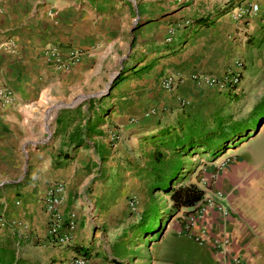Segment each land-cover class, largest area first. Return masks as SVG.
Instances as JSON below:
<instances>
[{"label": "crops", "instance_id": "0c3cea01", "mask_svg": "<svg viewBox=\"0 0 264 264\" xmlns=\"http://www.w3.org/2000/svg\"><path fill=\"white\" fill-rule=\"evenodd\" d=\"M248 3L256 13L236 18ZM50 46L82 57L53 69ZM235 60L245 66L233 86L190 78L223 74ZM169 74L182 82L166 91L159 80ZM0 86L14 96L0 105V251L9 264H218L235 255L264 264V0H0ZM233 123L238 141L215 156L181 145L217 160L196 186L198 202L172 207L158 230L148 192L140 217L124 221L123 201L152 184L163 139L189 124L204 133ZM56 183L63 225L73 223L62 245L46 236L42 199Z\"/></svg>", "mask_w": 264, "mask_h": 264}, {"label": "built area", "instance_id": "2783aa9c", "mask_svg": "<svg viewBox=\"0 0 264 264\" xmlns=\"http://www.w3.org/2000/svg\"><path fill=\"white\" fill-rule=\"evenodd\" d=\"M257 11V4L248 3L241 6H237L234 10V16L236 18L243 15H254ZM172 29L168 30L166 41L170 40ZM44 58L47 64L53 69H67L73 64L77 63L82 57V51L78 47H66L60 48L57 46H50L44 51ZM242 61L235 60L233 65L226 69L223 74L220 75H196L190 76L191 80L197 86H221L227 83L230 86L235 85L238 82L239 72L241 70ZM182 82V79L177 75L169 74L163 76L159 80V87L163 90H171L175 83ZM179 101L183 104L185 100L179 97ZM14 103L13 92L9 87L0 86V105L8 106ZM154 110H150L153 113ZM115 133L112 134L111 139H115ZM63 184L56 183L50 186L44 196L43 202L46 205L47 211L50 216V222L48 223L46 236L51 243L66 244L69 241V232L73 227V223L69 221L65 226L61 213L58 210V205L61 201V194L63 192ZM135 200L131 197L128 200L129 206L134 207ZM1 224L4 223L3 219H0ZM84 258L77 257L74 259L75 264H83ZM218 264H243L239 256H231L229 259L220 261Z\"/></svg>", "mask_w": 264, "mask_h": 264}, {"label": "trees", "instance_id": "16d2710c", "mask_svg": "<svg viewBox=\"0 0 264 264\" xmlns=\"http://www.w3.org/2000/svg\"><path fill=\"white\" fill-rule=\"evenodd\" d=\"M223 128L221 126L217 131L214 132L205 131L204 133H196L192 131L189 124L187 128L188 134L185 142L183 141L182 143H178L177 138L165 139L161 141L160 146L165 149L174 150L173 152L176 153L175 156H177V159H174L169 163L168 170L165 169L166 167L164 162L162 161V155H160L159 152L154 151L156 153L153 156V161L155 163L151 167L154 179L151 184V187H156L160 190L166 191L169 195L171 205L174 209L194 205L201 199L203 194L202 190L196 188L194 185L178 184L173 188H169V186H167L170 180H172L174 175L179 171L177 169L181 168V166H178L173 171L177 161H179V154L184 151V148H181V145H185V147H193L195 145H200L201 147L209 150L208 153L211 156H215L219 153V151L222 150L224 146H226L228 143H230L240 135L239 133L242 129V126L239 123H233ZM145 216H147L146 213ZM145 220L146 219H144L143 217L141 219V223H143ZM154 223V220H152L147 228L153 227ZM10 258L11 256L8 255V253L0 251V261L2 264L11 263L12 260Z\"/></svg>", "mask_w": 264, "mask_h": 264}, {"label": "rangeland", "instance_id": "374dc122", "mask_svg": "<svg viewBox=\"0 0 264 264\" xmlns=\"http://www.w3.org/2000/svg\"><path fill=\"white\" fill-rule=\"evenodd\" d=\"M244 66L245 65L243 64L242 61L241 68L243 69ZM117 70L118 69L114 68L115 72ZM239 77H240V73L238 78ZM185 131L186 130H184L183 134L181 135L179 134V137H177L178 143H182L183 141L184 142L186 141L188 133ZM197 132L198 131H196V133ZM173 135H178V134L176 132H173ZM237 141L238 139H235L230 143H228L229 145L227 144L228 145L227 148L228 149L231 148L234 142L236 143ZM160 145L161 143H159V145L155 148L154 151L159 152V154L162 155V161L164 162L166 167L165 169L168 170L169 163L174 159H177V156H175L176 153H174L171 149H165ZM187 149H188L187 151H183L179 154L178 157L179 161H177L173 171L178 166H181V168L177 169L179 171L174 175L173 179L170 180L169 184H167L169 188H173L178 184L194 185L196 187L197 184H202L201 183L203 182L202 179L206 176V174H208L211 169H214L216 167L217 160L216 159L212 160L213 157H209V155L204 150H201L200 148H192V149L187 148ZM155 152L154 154H156ZM153 160L154 158H152V164L150 165L151 167L155 163ZM145 182L147 183V185H145L142 188L144 194H141L140 196L134 193L132 194L133 195L132 198L135 200L134 207L131 208L129 206L126 198L123 201V203L125 204V208H127L123 215L125 216L124 221L125 220L134 221L135 219H138L141 215L142 210L148 205V201H150L149 198L152 197V199L156 201L155 204L158 206L160 211L159 223H158V218L156 220V222L159 224V225L157 224L159 230L161 228V223L164 222L169 217L170 212H172L173 208L170 205L171 203L169 202L167 194L165 193L166 191L160 190L156 187L150 188L151 182H148V180ZM145 188L147 189V191L145 190ZM148 192H150L151 197H149ZM132 240L133 241L131 242L142 241L143 237L134 236Z\"/></svg>", "mask_w": 264, "mask_h": 264}, {"label": "water", "instance_id": "95a60500", "mask_svg": "<svg viewBox=\"0 0 264 264\" xmlns=\"http://www.w3.org/2000/svg\"><path fill=\"white\" fill-rule=\"evenodd\" d=\"M112 79H113V76L109 79L108 83L105 85V92H106V93L108 92V90H109V88H110V86H111ZM225 148H227V147H225ZM225 148H223V150H224Z\"/></svg>", "mask_w": 264, "mask_h": 264}]
</instances>
